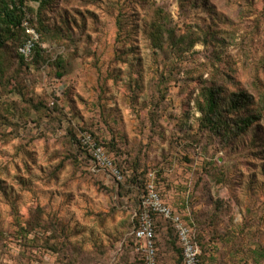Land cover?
<instances>
[{
	"label": "rangeland",
	"instance_id": "rangeland-1",
	"mask_svg": "<svg viewBox=\"0 0 264 264\" xmlns=\"http://www.w3.org/2000/svg\"><path fill=\"white\" fill-rule=\"evenodd\" d=\"M23 10L34 59L0 21V264H145L135 210L150 181L192 228L201 264H264V0ZM85 133L123 182L92 170ZM156 220L157 264H184Z\"/></svg>",
	"mask_w": 264,
	"mask_h": 264
},
{
	"label": "built area",
	"instance_id": "built-area-1",
	"mask_svg": "<svg viewBox=\"0 0 264 264\" xmlns=\"http://www.w3.org/2000/svg\"><path fill=\"white\" fill-rule=\"evenodd\" d=\"M17 1L15 0V2ZM22 26L30 38L19 49V52L26 59H29L39 35L31 26L28 18L24 19ZM79 142L82 149L89 155L93 165L92 170L95 173H103L116 182H123V174L113 158L90 134L85 133L79 136ZM146 189L141 201V211L135 214L137 224L134 232V238L139 244V251L143 253L145 264H157L154 215H159L170 221L175 228L178 243L182 249L184 264H201V250L194 241V233L190 225L164 202L153 181L148 183Z\"/></svg>",
	"mask_w": 264,
	"mask_h": 264
},
{
	"label": "trees",
	"instance_id": "trees-1",
	"mask_svg": "<svg viewBox=\"0 0 264 264\" xmlns=\"http://www.w3.org/2000/svg\"><path fill=\"white\" fill-rule=\"evenodd\" d=\"M27 0H18L17 2H15V0H0V21L2 23V25H5L6 27L10 28V27H13V28H19L21 31H22V35L24 36V41L22 42V44L20 45V48L25 44V42L30 38L29 35L26 34V31L25 29L23 28L22 26V23L24 21V19H26L27 17L24 18V10H23V7L25 5V2ZM28 1H32V2H38L40 3L41 5H44L48 0H28ZM24 18V19H23ZM31 24V22H30ZM32 26V24H31ZM33 27V26H32ZM34 28V27H33ZM39 40L36 41L35 45H34V49H33V53H32V59H34V57L37 55L38 56V42ZM2 46L1 42H0V47ZM18 56L21 60H27L23 55H21L19 52H18ZM233 105H236V103L234 102L232 104ZM220 107V103L215 99V96L214 94H210V97H209V105H208V113L210 115H208L205 120L206 122H208L209 124H213V117L215 114H217V111ZM220 120L221 118L218 117ZM253 123L252 120L248 119V118H242L239 120L238 124H236L237 126L240 125L241 127H249L250 124ZM214 125V124H213ZM96 140V138H94ZM96 142H98L101 146H103L105 148V146L103 145L102 142L96 140ZM78 143H79V146L81 147L80 145V142H79V138H78ZM82 148V147H81ZM83 150V149H82ZM84 151V150H83ZM85 152V151H84ZM87 157L89 158L90 160V157L87 155ZM113 160L115 161L117 167L120 169V171L122 172L123 174V177L125 179V173H124V170H123V167L118 164V162L115 160V158H113ZM117 183H121V182H117ZM144 196V195H143ZM142 196V197H143ZM141 201H142V198L141 200H139L137 203H136V210H135V213H139L141 211ZM157 217H160L162 219H164L163 217L159 216V215H154V220H155V223H157V220L156 218ZM165 220V219H164ZM169 223H171L170 221L168 220H165ZM190 224V223H189ZM172 225V224H171ZM173 227V225H172ZM173 230L175 232V236L177 238V243H178V237H177V233H176V230L175 228L173 227ZM156 239V238H155ZM194 241L196 242V239H195V236H194ZM179 244V243H178ZM197 244V243H196ZM198 245V244H197ZM179 249L180 251L182 252V249L181 247L179 246Z\"/></svg>",
	"mask_w": 264,
	"mask_h": 264
}]
</instances>
